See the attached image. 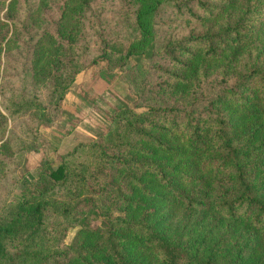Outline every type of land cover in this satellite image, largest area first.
Returning a JSON list of instances; mask_svg holds the SVG:
<instances>
[{
	"label": "trees",
	"instance_id": "trees-1",
	"mask_svg": "<svg viewBox=\"0 0 264 264\" xmlns=\"http://www.w3.org/2000/svg\"><path fill=\"white\" fill-rule=\"evenodd\" d=\"M123 2L139 38L123 52L102 42L90 63L149 46L170 62L164 80L142 111L118 107L104 134L40 161L0 213V264H264V0ZM162 5L200 29L155 49ZM59 25L47 71L58 98L81 69L73 25ZM3 100L10 116L47 119L24 89Z\"/></svg>",
	"mask_w": 264,
	"mask_h": 264
},
{
	"label": "rangeland",
	"instance_id": "rangeland-1",
	"mask_svg": "<svg viewBox=\"0 0 264 264\" xmlns=\"http://www.w3.org/2000/svg\"><path fill=\"white\" fill-rule=\"evenodd\" d=\"M65 1L0 0V213L17 198L22 182L37 176L42 159L54 160L79 143L104 134L116 108L126 106L139 112L152 103L154 85L165 76L158 67L170 66L165 55L148 57L149 46L144 53L122 58L114 54L110 62L99 59L90 63L101 53L102 42L112 44L114 50L121 47L123 52L139 38L130 13L123 0H88L89 9L77 0ZM20 10L24 12L20 20H11ZM58 22L60 28L73 25L74 50L81 64L60 98L51 92L47 77L56 55L50 38L56 34ZM153 24L155 49L171 34L200 29V23L179 15L171 5L158 8ZM210 83L209 79L205 93L212 92ZM23 89L40 98L47 114L45 122L40 121L37 110L16 116L7 113L3 96ZM162 98L169 101L164 95ZM70 190L58 186L56 193ZM76 229L67 227L61 244H67Z\"/></svg>",
	"mask_w": 264,
	"mask_h": 264
}]
</instances>
